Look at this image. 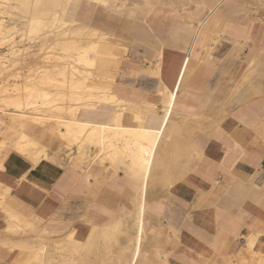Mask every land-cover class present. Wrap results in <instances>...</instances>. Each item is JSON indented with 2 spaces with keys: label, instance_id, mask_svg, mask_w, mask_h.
Here are the masks:
<instances>
[{
  "label": "crops",
  "instance_id": "crops-1",
  "mask_svg": "<svg viewBox=\"0 0 264 264\" xmlns=\"http://www.w3.org/2000/svg\"><path fill=\"white\" fill-rule=\"evenodd\" d=\"M79 1L71 0L74 5ZM216 1L172 0L164 14L131 25H119L102 8L83 14L119 41L98 56L96 67L113 82L112 95L126 103V125H134V115L159 124L176 92L174 120L167 127L179 128L176 157L166 161L172 176L165 183L156 180L148 197L153 199L149 230L159 232L161 261L167 256L169 264H264V0H227L197 33L194 16L201 5ZM126 42L129 49L122 44ZM115 47H121L116 55ZM117 56L121 60L113 58ZM113 111V106L99 107L92 119L105 122ZM45 135L42 139L51 138ZM55 145L65 144L58 140ZM42 157L48 151L36 160L10 154L2 170L6 182L16 186L28 175L36 176ZM56 159L47 162L67 171L61 176L51 165L40 164V186L30 185L37 193L46 194L52 176L66 187L85 167L99 164L84 175L90 189L82 196L68 194L61 204L58 219L63 223L107 226L132 211L138 185L127 161L126 170H120L96 159L88 166ZM73 166L77 170L68 169ZM8 193L0 198L7 212L0 208V235L8 227L7 214L21 221L34 216L17 203L10 210L4 201ZM6 256L0 250L2 261Z\"/></svg>",
  "mask_w": 264,
  "mask_h": 264
},
{
  "label": "bare ground",
  "instance_id": "bare-ground-1",
  "mask_svg": "<svg viewBox=\"0 0 264 264\" xmlns=\"http://www.w3.org/2000/svg\"><path fill=\"white\" fill-rule=\"evenodd\" d=\"M8 1L14 2L15 5L13 4L9 11L3 12V15L0 16V37H4L6 33L17 29L16 23L21 24V28L23 29L21 30L24 31L25 29L33 37L42 33L41 31L43 29L55 27L58 22L66 24L65 13L71 0ZM96 1L102 4L106 3V0ZM226 1L218 0L209 5H201V12H199V15L194 16L193 20L196 23L195 31L197 33L210 20L216 17L215 13ZM7 13L11 14V18L13 16L11 19L12 26L5 19L6 16L4 17V14L7 15ZM0 14H2V11ZM85 30V40L83 41H72L73 38H70L71 35L74 38H79V35H74L67 28L61 33L63 43H58V45L61 47V51L65 53V56L53 54L40 59L36 63L38 66H34L36 68L41 66L38 69L43 70L37 74L38 80H36L37 77L34 78L35 80H32L33 76L31 80L22 83V85L20 84V87H17L18 85L13 86L14 88L11 87L13 89L12 93L8 90V86L6 87L7 89L1 88L0 94L4 93L3 97L0 96L1 101L7 103L9 106H13L14 109L7 111L1 105L0 118H9L15 134L18 135L19 139L13 144L12 148L22 155L28 156L31 160H36L42 155H46L44 149L37 147L36 139L37 137L42 139V135L49 134L50 136L57 135L58 140L63 141L68 148L76 149L79 157H88L95 154L94 159L97 161H100L102 164L107 162L120 170H126L127 161L128 170L138 185V192L134 194L132 199V207L134 205L137 206L136 215L140 226L138 229L139 233L141 232L142 234L144 230V219L142 220L143 210L153 200L151 198L149 199L148 196L153 194L155 181L161 180L165 183L172 176L171 168L166 166V161L169 158H173L174 160L176 157V134L179 128H174V126V130L170 131L167 127L174 120L173 109L175 106L176 92L175 90L174 92L172 91L169 105L167 107L165 106L161 112L162 117L159 124L152 125L145 117L134 115V125H126L125 120L128 111L125 105L126 103L117 98L118 96L116 97V94L112 95L113 82L104 75H101L96 67L98 56L106 54L109 46L113 43H119V41L103 32L99 26H94L90 23H88ZM128 41L131 42V38ZM122 44L129 49L128 42ZM27 49H12L11 55L14 57L16 53H22ZM31 57L33 55H26L27 59ZM17 60H20V58H17ZM7 69V66H0V74ZM65 85L70 88L71 92H67ZM78 88L79 90L81 89L82 95L77 94L78 92L75 91ZM67 93L71 97L68 98ZM167 93L165 92L166 95ZM109 106H113L114 111L111 117L105 122L92 119L93 112L96 109ZM25 108L28 109L25 110ZM0 145L3 147V143ZM88 159L90 160V158ZM94 159L91 161L94 162ZM5 200L7 198L5 199L4 197ZM1 204L0 202V206H3ZM108 225L102 227L106 228ZM142 240V235H138L137 241L133 244L138 253L139 244ZM248 245L252 244L249 243ZM65 249L72 256L71 264H115L116 261V258L113 256L115 254L112 251L113 248H109L104 254L98 255L93 261L91 259H87L88 261H86L82 258H76L75 256L82 249V245L74 238L69 241L68 247ZM44 250V248H41L33 252L29 251L27 261L23 263L52 264L51 260L47 259L46 261L43 259L44 255L47 254ZM119 254H121V251L117 252V255ZM165 261L166 264H169L167 256H165ZM61 262L62 264H69L65 257Z\"/></svg>",
  "mask_w": 264,
  "mask_h": 264
},
{
  "label": "rangeland",
  "instance_id": "rangeland-1",
  "mask_svg": "<svg viewBox=\"0 0 264 264\" xmlns=\"http://www.w3.org/2000/svg\"><path fill=\"white\" fill-rule=\"evenodd\" d=\"M171 1L172 0H106V3L102 4L96 0H80L77 5H74L75 3L70 1L69 4L71 5H69L70 7H68L69 13L67 16V23L65 24L63 22H58L56 23L55 27H48L45 30L43 29L41 31L42 33H39L34 37L28 34V31L26 32L25 29L24 31H22V25L16 23L17 29L11 30V33H6L4 37H0V66L3 65L8 67L6 71H3L5 74L3 72L0 74V91L1 88L7 89L6 87L8 86V90H10L12 93V88H14L13 86L15 85H18L17 87H20L22 83L31 80L33 76L34 77L32 78V80H35L34 78L36 77V80H38L37 74L43 70H39L41 66L38 67L39 69L34 66L37 62H39L40 59L46 56H51L53 54L65 56V53L61 51V47L58 45V43H63L61 33L66 28L67 30L69 29L70 31H72L74 35H79V38H74L71 35L70 38H73V40L71 39L72 41L85 40L84 33L88 25V20L83 14L85 10L92 8L91 10L94 12V10L102 8L103 13L108 14L112 18L117 20L119 25H123L126 23H129L131 25L134 20L139 18L142 20H147V15H157L159 13L164 14V8L167 7L168 4L170 5ZM13 4L15 5L14 2H10L8 0H0V9L2 11V14H0V16L3 15V12L5 13L6 11H9ZM76 7H80L79 13L73 15V13H71V10ZM9 13H7V15L4 14V17L6 16L5 19L12 26L13 23L11 19L13 18V16L11 18V14ZM177 17L180 19L183 18L180 15H177ZM24 32L27 34H25ZM24 34L27 35V37H25ZM26 48L28 49L23 51L22 53H16L14 57L11 55L12 49L23 50ZM120 48L121 47H115V50H117L115 52V55L118 52V49ZM29 54L31 56L33 55V57L27 59L26 55L29 56ZM17 58H20V60H17ZM113 58H115L116 60H121L118 56ZM36 66H38V64ZM19 75L21 76V78ZM22 79H24L25 81ZM65 86L67 92H71L70 88L67 85ZM75 91L78 92L77 94L82 95L81 89L79 90L78 88ZM67 95L68 98L71 97L70 94L67 93ZM0 96L3 97L4 93L0 94ZM1 97L0 106L2 105L1 107L7 109V111H12L14 109L13 106H9L7 103L1 101ZM27 109L28 108H25V110ZM37 136H39V134H37ZM18 139V135L15 134L9 118H0V144L3 143V147L0 145V183L2 186V188H0V198L5 196L7 194L6 189H9L11 195L9 194L5 203L6 205H8V208L10 210L15 211L14 209H12V207L16 206L15 204L17 203L19 207L23 209L28 208L29 210L34 212L33 219H25L24 221L17 220V218L11 219L10 216L7 214L9 218V224L7 229L3 231L0 235V250H3L7 256L4 261L0 259V264H24L23 262L27 261V255L29 251L33 252L37 249L40 250L41 248H44V252L47 253L43 257L44 260H51L52 264H62L61 261L65 257L68 260V263L71 264L72 256L69 252H67L65 248L68 247V243L72 238L76 239L82 245V249L79 251L78 254H76L77 256L75 257L82 258L86 261H88L87 259H91V261H93L94 258L98 257V255L100 254H104V252L109 248H113L112 251H114L115 253L113 255L116 258L115 264H151L149 258H154L158 261H161L159 251L161 246L158 242V240L160 241L159 232H157L156 230H149L151 228L149 226V223L153 222V216L149 213V210L151 209V201L149 207L143 213L142 220L144 219V230L142 234L141 232L139 233L138 229L140 226L139 220L136 215V205L133 206V210L130 212L129 215H127L126 213H123L122 216L118 215L115 220L109 223L108 227H106L107 229L97 224H95L94 226L92 225L91 227H86L83 222L79 223L76 221L63 223V221L58 219L59 208L61 204L65 202V199L67 198L68 194L74 193L75 195L82 196L90 189L88 179L85 181L84 175L89 169L98 166V163L92 164L90 165V167H85L84 170L80 172V178H78L79 174L76 172L75 175L78 174L76 180L68 184V186L66 187L62 186L61 179H54L52 176V181L49 183L48 191L45 195L37 193L30 186H33L31 181H34L35 185L40 186L39 178L41 174H43L40 171V168L38 167L40 166V164H42V166L51 165V163H48L47 161L56 162V158L59 157L61 160H63V162H66L70 165H75L77 163L83 166L85 163V165L88 166L91 162H93L91 160L94 159L95 154H92L88 157H79L77 155L76 149L74 148L72 149L69 147V149L66 145L60 146L58 148L55 145L58 142L57 135H52L49 139H41L37 137V147H39V149H44L48 151V157H42V160L38 164H36L38 174L36 176L28 175L22 180L19 185L11 186L10 184H8L5 179V173L2 171L5 168L4 162L6 158L10 154L16 153L29 159L28 156L22 155L21 153L12 148L13 144L17 142ZM61 142L64 143L63 141ZM88 158H90V160ZM169 161L171 160H168L167 163ZM57 164L59 165V163ZM51 166L53 167V172L61 176H63L67 171L66 169L64 172H62L61 167L55 165ZM69 168L77 170L74 166L68 167V169ZM86 187H88V190H86ZM0 208L2 207L0 206ZM3 210L6 212L5 209ZM47 221L50 222L46 223ZM137 233L138 235H142L143 238V240L139 244V253L136 252V248L133 245L137 241ZM119 251H121V254L117 255V252ZM85 255L87 258L84 257ZM161 262L166 264L165 259Z\"/></svg>",
  "mask_w": 264,
  "mask_h": 264
}]
</instances>
